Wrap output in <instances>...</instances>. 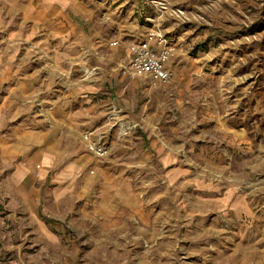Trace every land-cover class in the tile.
I'll list each match as a JSON object with an SVG mask.
<instances>
[{"label":"rangeland","instance_id":"1","mask_svg":"<svg viewBox=\"0 0 264 264\" xmlns=\"http://www.w3.org/2000/svg\"><path fill=\"white\" fill-rule=\"evenodd\" d=\"M54 6L61 46L0 88V264H264V0ZM147 36L166 84L122 63ZM44 130L95 167L17 179Z\"/></svg>","mask_w":264,"mask_h":264},{"label":"crops","instance_id":"2","mask_svg":"<svg viewBox=\"0 0 264 264\" xmlns=\"http://www.w3.org/2000/svg\"><path fill=\"white\" fill-rule=\"evenodd\" d=\"M56 3L58 0H0V88L5 85L11 87V81H15L13 76L24 68L23 57L37 58L43 46L41 37L57 36V44L61 46L59 36L62 28L58 6H54ZM12 18L16 19L15 26ZM153 47L155 50L160 49L155 43ZM37 65L35 63L30 67ZM97 107V104L92 106L93 109ZM41 133L34 137L35 142L28 140L26 143L27 146H33L34 150L27 158L18 161L15 168L17 179L25 180L36 174L42 180L54 176L57 180L68 182L95 167L93 159L89 160L79 153L67 154V148L60 144L58 137L50 138V131Z\"/></svg>","mask_w":264,"mask_h":264},{"label":"built area","instance_id":"3","mask_svg":"<svg viewBox=\"0 0 264 264\" xmlns=\"http://www.w3.org/2000/svg\"><path fill=\"white\" fill-rule=\"evenodd\" d=\"M153 36L143 37L134 42L131 47V54L125 67L128 68L132 73L142 75L149 80L151 79L154 83H168L173 77L172 69L166 65L167 61L171 57L172 49L164 45L163 40H159L156 45L160 48L155 50L152 41ZM120 41L113 42L112 45H118ZM88 136L84 139L89 141ZM90 150L99 158H103L107 149L104 144L99 141H89Z\"/></svg>","mask_w":264,"mask_h":264}]
</instances>
